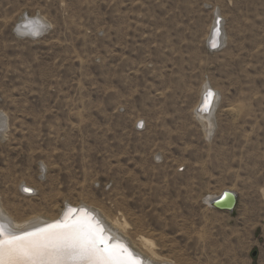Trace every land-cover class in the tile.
Wrapping results in <instances>:
<instances>
[{
	"label": "rangeland",
	"instance_id": "374dc122",
	"mask_svg": "<svg viewBox=\"0 0 264 264\" xmlns=\"http://www.w3.org/2000/svg\"><path fill=\"white\" fill-rule=\"evenodd\" d=\"M25 17L45 32L18 33ZM205 85L219 94L210 140L195 116ZM1 116L6 216L86 206L178 264H264V0H0ZM224 190L233 212L204 202Z\"/></svg>",
	"mask_w": 264,
	"mask_h": 264
},
{
	"label": "snow or ice",
	"instance_id": "6c2138e0",
	"mask_svg": "<svg viewBox=\"0 0 264 264\" xmlns=\"http://www.w3.org/2000/svg\"><path fill=\"white\" fill-rule=\"evenodd\" d=\"M214 96L206 90L198 111H208ZM72 213L79 215L73 219ZM110 240L86 211L70 209L64 220L44 227L16 231L0 225V264H142L125 245Z\"/></svg>",
	"mask_w": 264,
	"mask_h": 264
},
{
	"label": "bare ground",
	"instance_id": "6f19581e",
	"mask_svg": "<svg viewBox=\"0 0 264 264\" xmlns=\"http://www.w3.org/2000/svg\"><path fill=\"white\" fill-rule=\"evenodd\" d=\"M221 18V17H220ZM25 20L24 21H22L21 23H19V26H18V28H17V30H18V33H20V34H24V35H29V36H31V37H39L40 35H42L44 32H45V30H46V23H44L41 19H39V18H28V17H25L24 18ZM33 19V20H32ZM217 19H218V14H217V11H216V13H215V18H214V24H213V29H212V31H211V33H210V36H209V38H208V44H209V48H211L210 47V42L211 43H214V44H218V46H216V47H214V48H216V49H214V48H211V49H214V50H218V49H220V47H221V45L222 44H224V33H223V30H222V28H221V19H220V22L219 23H217ZM218 30V31H217ZM31 32H36L37 34L36 35H31V34H29V33H31ZM214 37V38H213ZM207 43V42H206ZM209 84V83H208ZM204 87V86H203ZM204 90L202 91V93L200 94V99H199V101H198V103H197V105H196V107H195V116L197 117V119L198 120H200L201 122H202V124L203 125H201L202 127H204L203 128V130L205 129V135L207 134V139L208 140H210L211 139V137H212V135H213V133H214V131H215V129H216V117L214 116L215 114V110H216V107H217V105H218V101H219V94H218V92L216 93V95L214 96V99H213V102H212V104H211V106H210V108L208 109V111H204V112H200V111H198V108H200V106L202 105V102H203V95H204V93L206 92V90H208V89H210V86H208V85H205V88H203ZM219 90V89H218ZM214 92V91H213ZM215 93V92H214ZM7 120H6V118L5 117H3V116H1L0 117V130H1V132H4V130L7 128V122H6ZM138 122V120L136 121V123ZM218 125V124H217ZM219 126V125H218ZM157 137V136H156ZM155 139V138H154ZM262 139V138H261ZM264 139V138H263ZM263 142V141H262ZM258 141H256V142H254V143H250V146H249V148H254V146H258ZM125 145V144H124ZM119 146V145H118ZM147 146V145H146ZM145 146V147H146ZM145 147H144V149H145ZM142 148V147H141ZM148 148H149V146H148ZM256 148V147H255ZM134 149V148H133ZM143 149V150H144ZM140 150V149H139ZM147 150V149H146ZM141 151V150H140ZM148 151V150H147ZM147 151H145V152H147ZM125 151H123V153H124ZM142 152V151H141ZM225 152V151H224ZM247 152V151H246ZM261 153V152H260ZM142 154V153H141ZM140 154V155H141ZM138 156V155H137ZM144 157V156H143ZM146 157V156H145ZM158 157V156H157ZM165 157V156H164ZM121 158H123V157H121ZM125 158V157H124ZM128 158V157H127ZM126 158V159H127ZM141 158V157H140ZM160 158V157H159ZM166 158V157H165ZM251 159H254V161H257L258 160V157L257 156H254V157H250ZM134 160V159H133ZM141 160V159H140ZM127 161V160H126ZM143 161V160H142ZM124 163H125V160L123 161ZM136 162V161H135ZM164 163V162H163ZM139 165V164H138ZM143 165V164H142ZM181 165H183V164H179L178 165V167H180ZM137 167V166H136ZM138 169H140V168H138ZM148 170V169H147ZM125 171V170H124ZM123 171V172H124ZM139 171V170H138ZM141 171H144L143 169L141 170L140 169V172ZM139 172V173H140ZM148 172V171H147ZM138 173V174H139ZM135 174V173H134ZM155 174L156 175H158L156 172H155ZM154 174V175H155ZM141 175V174H140ZM144 175V174H143ZM148 175H153V174H148ZM148 175H144L145 177L147 176L148 177ZM129 176V175H128ZM131 177H132V175H130ZM125 177H127V175L125 176ZM143 177V176H142ZM156 177V176H155ZM155 177H153V178H155ZM129 178V177H128ZM149 178V177H148ZM147 178V179H148ZM153 178H152V176H151V180L153 181ZM157 178V177H156ZM146 179V180H147ZM199 179H200V177H199ZM198 179V180H199ZM129 180H130V178H129ZM141 180V179H140ZM149 180V179H148ZM147 180V181H148ZM150 180V181H151ZM154 180H157V179H154ZM192 180V179H191ZM120 181V180H119ZM124 181H126L125 180V178H124ZM138 181V180H137ZM144 181V180H143ZM170 181V180H169ZM197 181V180H196ZM200 181V180H199ZM140 182V181H139ZM142 182V181H141ZM146 182V181H145ZM153 182H155V181H153ZM152 182V183H153ZM167 182H168V180H167ZM172 182H174V180L172 181ZM194 182V181H193ZM126 183H128L129 184V182H128V180H127V182ZM148 183H149V181H148ZM152 183H149V184H152ZM156 183V182H155ZM154 183V184H155ZM164 183V182H163ZM174 183H176V182H174ZM173 183V184H174ZM191 183V182H190ZM197 183V182H196ZM199 183H201V182H199ZM118 184V183H117ZM140 184H142V183H140ZM153 184V185H154ZM193 184V183H192ZM198 184V183H197ZM145 185H148L147 184V182L145 183ZM190 185V184H189ZM195 185V184H194ZM130 186V185H129ZM132 186V185H131ZM134 186V185H133ZM137 186H140L139 184L137 185ZM144 186V185H143ZM150 186V185H149ZM148 186V188H150ZM162 186V185H161ZM29 187V186H28ZM128 187V186H127ZM145 187V186H144ZM152 187V186H151ZM154 188H155V185L153 186ZM176 186L174 185V188H175ZM197 187V186H196ZM147 188V189H148ZM168 188V185H167V187H166V189ZM178 188V186L175 188V189H177ZM187 188V187H186ZM192 188V187H191ZM21 189H22V185H21ZM139 189V188H138ZM141 189V188H140ZM146 189V190H147ZM156 189H157V185H156ZM156 189H154V190H156ZM179 189V188H178ZM188 189H189V187H188ZM194 189V188H193ZM192 189V190H193ZM127 190H128V188H127ZM145 190V189H144ZM143 190V191H144ZM153 190V189H152ZM161 190H162V188H161ZM168 190V189H167ZM170 190V189H169ZM174 190V189H173ZM173 190H172V192H173ZM180 190V189H179ZM191 190V189H190ZM158 191H160V190H158ZM158 191H156V193H158ZM164 191V190H163ZM181 191V190H180ZM22 192L24 193V191L22 190ZM33 192H34V190H33ZM32 192V193H33ZM155 192V191H154ZM166 192V191H165ZM168 192V191H167ZM175 192H177V191H175ZM196 192V191H195ZM143 193H147V192H143ZM149 194H150V192H148ZM147 193V194H148ZM153 193V192H152ZM151 193V194H152ZM160 193V192H159ZM158 193V194H159ZM161 193H163V192H161ZM161 193H160V195H161ZM171 193V192H170ZM180 193V192H179ZM182 193V192H181ZM180 193V194H181ZM197 194L199 193V192H196ZM201 193V192H200ZM24 194H26V192L24 193ZM28 194V193H27ZM29 194H31V193H29ZM164 194V193H163ZM166 194V193H165ZM177 194V193H176ZM175 194V195H176ZM202 194V193H201ZM144 195V194H143ZM153 195H155L154 193H153ZM174 195V194H173ZM182 195V194H181ZM180 195V196H181ZM192 195V194H191ZM194 195V194H193ZM150 196V195H149ZM159 196V195H158ZM157 195H155V197L157 198L158 197ZM164 196V195H163ZM167 196H169V195H167ZM177 196H178V194H177ZM179 196V197H180ZM196 196V195H195ZM145 197V196H144ZM154 196H152V199H156L155 197L153 198ZM162 197V196H161ZM172 197V196H171ZM214 197H216V196H214V195H211V196H209V197H205V198H203L204 199V202L208 205V206H210V201L214 198ZM146 198V201H147V199H148V197H145ZM144 198V199H145ZM151 198V197H150ZM160 198V197H159ZM182 198V197H181ZM144 199H143V201H144ZM158 199V198H157ZM167 199V198H166ZM168 199H171L170 197H168ZM167 199V200H168ZM184 199V198H183ZM183 199H180V201H182ZM202 199V200H203ZM159 200V199H158ZM163 199H161L160 201H162ZM165 200V199H164ZM164 200H163V202H164ZM173 200V199H172ZM178 200V199H177ZM184 201H185V199H184ZM149 203H152L151 202V199H150V201H148ZM176 202H179V201H176ZM1 203L2 202H0V225H3V227L5 228V229H13V230H16V231H22V230H30V229H32V228H38V227H40V226H42V225H44V224H46V223H48V222H50V221H55V220H57L59 217H60V214L62 213V207L61 208H59L55 213H53V214H51V215H42V214H36L35 216L33 215V217H31L30 219H28V220H26V221H24V222H18V221H16V220H14V219H12L9 215V217L8 216H6L5 214H4V212L5 211H3V209H2V205H1ZM148 203V204H149ZM156 204L157 205V203H156V201L155 202H153V204ZM167 202H164V205L166 204ZM169 203V202H168ZM182 203V202H181ZM184 203V202H183ZM182 203V204H183ZM194 203V202H193ZM145 204V203H144ZM159 204V203H158ZM180 204V203H179ZM178 204V205H179ZM192 204V203H191ZM164 205H162V206H164ZM166 205H168V204H166ZM166 205H165V207H166ZM76 206V205H75ZM89 206V205H88ZM144 206V205H143ZM142 206V207H143ZM160 206V205H159ZM169 206V205H168ZM167 206V207H168ZM173 206V205H172ZM177 206V205H176ZM180 206V205H179ZM181 206H183V205H181ZM92 207V206H91ZM95 207V206H94ZM146 207V206H145ZM165 207H160V208H162V210L164 211V208ZM166 207V208H167ZM88 208H90V207H88ZM152 208V207H151ZM159 208V207H158ZM158 208H156L157 210H158ZM159 208V209H160ZM83 209H85V208H83ZM90 209H92V208H90ZM89 209V212L90 213H88L96 222H98L99 224H101V226L103 227V224H102V222L106 225V227H107V230H108V232L104 229V227H103V231H105L106 232V234H107V236H109L110 238H111V241H118V242H121V243H123L125 246L127 245L129 248H131V250L136 254V255H138V256H140L141 257V259H142V261L144 260V264H178V263H176L175 261H172V260H170V259H166V258H164V257H162L161 256V254L157 251V245H156V242L153 240V239H151L148 235H147V233H144V231H142L141 229L140 230H136V231H132L131 229H133L134 227H132L131 225H130V223H128L126 220H121L120 218H117V217H114V218H112V217H110L106 212H104V211H98V210H96L97 212H100L101 213V216L103 215L104 217H105V219L103 218V217H101L100 216V214L99 213H97L96 214V212H94V211H92V210H90ZM153 209H155V208H153ZM155 209V210H156ZM141 210H142V208H141ZM167 210H168V208H167ZM169 210H171V209H169ZM164 212H167L166 210L164 211ZM92 213H95L97 216H95L94 214H92ZM147 214V213H146ZM79 215V214H78ZM122 218V217H121ZM124 218V217H123ZM128 218H129V216H128ZM130 219V218H129ZM131 220V219H130ZM129 220V221H130ZM143 220V219H142ZM229 221V220H228ZM132 222V221H131ZM133 223H134V221H133ZM147 224V223H146ZM134 225V224H133ZM101 227V228H102ZM143 227V226H142ZM135 229V228H134ZM104 232V233H105ZM148 232V231H147ZM211 238V237H210ZM213 239V238H212ZM230 259V258H229ZM230 261V260H229ZM227 263H229V262H227ZM143 264V263H142ZM232 264V263H231Z\"/></svg>",
	"mask_w": 264,
	"mask_h": 264
},
{
	"label": "water",
	"instance_id": "95a60500",
	"mask_svg": "<svg viewBox=\"0 0 264 264\" xmlns=\"http://www.w3.org/2000/svg\"><path fill=\"white\" fill-rule=\"evenodd\" d=\"M217 21L220 22V17H218ZM213 45H215V46H213ZM216 46H218V44H214V43H211V42H210V47H211V48H214V47H216ZM203 96H204V95H203ZM26 189H27V190H26ZM22 190H23L24 192H26V193H32V192H33V189L30 188V187H28V186H22ZM238 198H239V196H238V194H237L236 192H234V191H232V190H224V191L222 192V194H220V195L214 197V198L210 201V205H211L212 207L216 208V209H219V210H224V211L233 212L234 209L236 208V205H237V202H238ZM70 209H77V210H81V209H82V210L88 212L87 208H86V209H83V208H71V207H69V208L66 209L65 212H63L62 217H60V218H59L58 220H56L55 222L64 220L66 214H69V210H70ZM88 213H90V212H88ZM78 214H79V213H72V214H71V217H72L73 219H75V218L78 216ZM55 222H53V223H55ZM51 224H52V223H51ZM46 225H47V224H46ZM44 226H45V225H42V226H40V227H44ZM99 226L102 227L101 224H99ZM102 229H103V227H102ZM103 230H104V229H103ZM104 232H105V231H104ZM104 234L107 235L106 233H104ZM111 242H115V241H111V240H110V243H111ZM130 251H131V250H130ZM131 252H132V251H131ZM256 255H257V252L254 251V252H253V256H256Z\"/></svg>",
	"mask_w": 264,
	"mask_h": 264
}]
</instances>
